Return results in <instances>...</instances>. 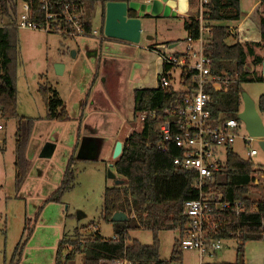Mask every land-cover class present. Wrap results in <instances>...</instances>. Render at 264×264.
I'll use <instances>...</instances> for the list:
<instances>
[{
    "label": "rangeland",
    "instance_id": "374dc122",
    "mask_svg": "<svg viewBox=\"0 0 264 264\" xmlns=\"http://www.w3.org/2000/svg\"><path fill=\"white\" fill-rule=\"evenodd\" d=\"M84 9L92 22L91 31L97 32L96 36L65 38L59 33L36 29H19L17 32L19 43L12 63L16 110L19 115L33 118L34 121L25 152L30 168L27 177L16 189L14 134L17 124L15 120L0 117V264L9 262L12 258L19 261L15 252L26 238L23 228L28 219L32 221L30 226L35 232H32V239L27 241L21 257L23 259L24 253H27L29 260L19 261L18 264H50V261L53 264L56 240L63 234L75 239V248L93 234L98 233L105 239L113 237L112 225L102 218V207L105 189L115 186L114 181L109 180L107 171L117 159L103 156L102 146L105 140L112 138L115 129L121 132L112 138L109 149L114 142L124 143V134L128 131L131 133L140 130V122L132 117L135 105L132 91L156 88L158 74L162 72L156 54L149 47L177 43L173 49H183V45H180L186 37L183 16L154 19L145 17L142 18V24H149V29L141 33L139 43L102 47L101 53L98 52L95 57L90 56L88 50L98 48L100 43L98 32L100 33L101 8L100 5H95L91 12L86 5ZM256 13L260 19H264L258 10ZM261 14L264 15V11ZM235 39L236 37H229L226 42L233 44ZM254 51L256 55H262L264 60L263 42L258 47L255 46ZM253 60L252 57L246 60L250 81L241 84V88L257 103L259 96L264 94V75L262 78H255L258 73L251 72ZM57 65L62 66L59 73ZM39 83H46L58 91L68 111V121L43 120L45 108L36 92ZM223 90H226L224 85ZM85 99L86 104L82 109ZM260 117L264 125V114ZM247 135L241 124L239 136ZM241 137L236 140L232 150L246 159V148ZM46 144L55 146L48 158L41 156ZM252 146L257 150V155L250 160L255 169L260 171L255 174L254 185H257V190L253 192L252 198L264 199V153L257 141ZM71 158L73 188L62 195L59 203H44L59 187ZM111 169L115 172L114 167ZM117 179L125 183L119 175ZM78 213L82 215L80 219H77ZM177 235L172 230L159 232L160 258L169 259L172 243ZM133 240L151 245L153 239L150 231L141 229L129 233L127 243ZM236 245L233 239L223 241L221 250L215 255L203 256L201 262L196 250L183 251L182 264L232 263L236 257ZM66 253L67 251L64 255ZM81 263L83 264V255L78 252L70 264Z\"/></svg>",
    "mask_w": 264,
    "mask_h": 264
},
{
    "label": "trees",
    "instance_id": "16d2710c",
    "mask_svg": "<svg viewBox=\"0 0 264 264\" xmlns=\"http://www.w3.org/2000/svg\"><path fill=\"white\" fill-rule=\"evenodd\" d=\"M29 4L32 20L44 23L45 11L43 1H46L50 12H60L65 3H74L89 11L94 10L95 4L101 5L102 26L104 24L105 4L108 1L120 0H22ZM131 1V0H125ZM264 3V0H261ZM14 0H0L2 11L8 10L15 15ZM10 4L11 8L7 9ZM9 6V5H8ZM196 14L184 23L187 36L197 39L199 36V20ZM239 0H209L205 7L204 24L210 28V33L204 47V53L211 60L212 72L220 77L228 76L231 81L227 89L217 91L209 88L210 101L207 106L212 119L236 118L240 112L242 101L241 84L250 81L246 70V60L252 57L253 64H260L263 58L256 55L252 45L235 42L228 44V28L212 25V22L239 20L243 17ZM135 13L130 12L129 17ZM9 17V14H8ZM59 22L54 23L55 25ZM85 33H91V25L84 21ZM19 29L8 25L0 29V117L4 120H15L14 134V170L15 188H19L30 168V162L25 157L28 138L33 126V118L24 117L17 113L16 88L12 63L18 47L17 32ZM261 42L264 43V19L259 24ZM104 36V35H103ZM255 74V73H254ZM256 79L262 76L255 77ZM37 92L44 104L45 119L65 122L69 120L65 104L58 93L48 84L39 83ZM176 93L173 89L157 88L135 89L133 91L134 113L133 119L145 111H154L143 122L138 132L133 131L123 143L121 155L114 162L113 167L117 175L125 180L121 186L107 187L103 194L102 218L112 225L115 239H103L98 233L91 235L75 248V239L63 235L58 242L55 264H65L72 260L76 253L84 255L83 264H109L114 260L125 259L128 264H182L183 250L180 239L184 235L187 218L183 214L185 202L198 198L196 187L197 174L193 171L176 167L174 160L181 156V152L171 143L163 144V137L159 131L164 116L162 110L169 107ZM260 115L264 114V94L259 96L256 103ZM68 165L64 171L61 183L46 202L59 203L62 195L73 188V174ZM250 159H243L231 148L227 151L226 165L215 176L214 183L206 186L205 193L221 195V200L229 203L237 202L241 211L236 213L232 208L213 213L212 218L219 225L211 229L210 236L217 240H235L236 257L232 263H202V264H244V247L248 241L263 240L262 223L264 222V199L252 198L257 190L254 185L255 174L259 173ZM116 212H123L127 216L124 222H113L112 216ZM147 230L152 234V244L143 245L129 240V233L135 230ZM22 244L17 247L15 254L18 258L21 249L31 234V229ZM172 230L178 233L175 238L168 260H162L159 254V232ZM73 247V248H71ZM71 248L65 255L64 252ZM18 260L12 258L4 264H16Z\"/></svg>",
    "mask_w": 264,
    "mask_h": 264
},
{
    "label": "built area",
    "instance_id": "2783aa9c",
    "mask_svg": "<svg viewBox=\"0 0 264 264\" xmlns=\"http://www.w3.org/2000/svg\"><path fill=\"white\" fill-rule=\"evenodd\" d=\"M209 0H197L196 18L199 20V36L197 39L186 36L182 50H174L166 45H158L149 49L156 54L162 72L158 74V86L163 90L173 89L176 93L173 103L162 110L164 119L159 126L163 144L173 143L181 152L174 160L177 168L193 171L197 174L196 187L198 198L185 202L183 214L187 218L184 235L180 239L183 251L196 250L200 262L203 256H212L222 248L223 240H214L210 236L211 229H216L219 223L212 218L213 213L232 208L239 213V203L221 200V195L205 193L206 186L214 183L215 176L226 165L229 148L239 136L242 124L236 118L212 119L207 108L210 97L209 88L217 91L227 89L231 79L228 76L215 75L211 69V60L204 53L210 28L204 24L205 7ZM45 11L44 23L32 20L30 6L13 15L2 11L0 6V29L13 25L17 29L43 30L47 33H59L63 37L87 35L84 28L83 8L74 3H65L60 12H50L46 1H43ZM9 14V17H8ZM7 19V20H6ZM6 20V22H5ZM59 22L58 24H54ZM89 35H97L91 31ZM156 87V88H157ZM154 111H145L137 116L143 127V122ZM243 125V124H242ZM246 148V159L257 155L252 143L258 138L249 135L241 137ZM264 238V222L262 223ZM115 239V238H114ZM109 264H128L125 259L114 260ZM202 264V263H201Z\"/></svg>",
    "mask_w": 264,
    "mask_h": 264
},
{
    "label": "water",
    "instance_id": "95a60500",
    "mask_svg": "<svg viewBox=\"0 0 264 264\" xmlns=\"http://www.w3.org/2000/svg\"><path fill=\"white\" fill-rule=\"evenodd\" d=\"M189 11V0H147L141 2L131 1H108L105 4L103 35L112 40L137 44L141 38L142 18H159L177 15H186ZM130 12H135L136 16L129 17ZM175 44L169 45L173 48ZM62 66L57 65V72ZM262 75H264V61L262 62ZM242 108L237 115V119L242 122L245 131L252 138H258V147L264 153V125L257 110L256 103L247 95L241 93ZM54 145L46 144L42 150V157L52 155ZM123 149V143L117 141L114 145L112 158L117 159ZM113 164L107 171L108 178L114 181L115 186L124 184L123 180L116 177V172L112 171ZM81 213L77 214V219L81 218ZM113 222H124L127 216L123 212H116L112 216Z\"/></svg>",
    "mask_w": 264,
    "mask_h": 264
},
{
    "label": "crops",
    "instance_id": "0c3cea01",
    "mask_svg": "<svg viewBox=\"0 0 264 264\" xmlns=\"http://www.w3.org/2000/svg\"><path fill=\"white\" fill-rule=\"evenodd\" d=\"M120 1H125V0H120ZM138 1H141V2H145L147 0H138ZM9 5V6H8ZM7 5V9L11 8V5L8 4ZM95 5H100V3L98 4H95ZM15 6V13L17 12H20L23 10V8H26L29 6V4L25 1H22V0H14L13 2V7ZM239 6H240V10L242 11V13L244 14L243 17L239 20H230V21H217V22H212V25H221V26H225L228 28V32H229V36L230 37H236V42L240 41V43H245V42H252V43H260L261 42V36H260V31H259V24H260V17L257 16V13L256 11L258 10L260 12V16H264L261 14L262 11H264V3H262L261 0H239ZM197 7H198V4H197V0H189V11H188V14L186 15H177L179 17H184V23L185 21H187L191 16H194V14H196V10H197ZM100 8H101V5H100ZM262 8V10L260 9ZM85 9L83 8V19L84 21H87L90 23L91 27H92V22H91V19L90 17L84 13ZM93 11V10H92ZM91 11V12H92ZM190 11H193L192 14H190ZM90 12V13H91ZM101 13L100 12V33L98 32V34L100 35V39H99V47L98 48H94V50H88V53L90 54V56H96V54L99 52L101 53V49L102 47H107V46H110V47H115L116 45H126L128 46L129 44L131 45L132 43H127V42H123V41H118V40H112V39H108L106 38L105 36H103L101 34V26H102V17H101ZM135 13V12H134ZM135 16H136V13H135ZM258 18H259V21H258ZM7 20V19H6ZM5 20V21H6ZM223 23V24H221ZM224 23H227V24H224ZM143 25V24H142ZM92 29V28H91ZM149 29V24H146L144 22V25L142 26V32H146L147 30ZM141 32V33H142ZM186 32V31H185ZM93 36H96V35H93ZM186 36H187V33H186ZM149 37V36H148ZM152 41V38L151 40ZM164 43L162 44H156V45H153L154 46H158V45H163ZM175 44V43H174ZM177 44V43H176ZM165 45V44H164ZM171 45V44H170ZM169 46V45H168ZM152 47V45L150 46ZM149 47V48H150ZM97 50V52H96ZM258 54V53H257ZM259 55V54H258ZM260 57L263 58L262 55H259ZM264 61V60H263ZM67 67V66H66ZM66 67L63 69V72L65 71ZM61 70V69H60ZM97 72V71H96ZM252 73H255L257 74V76H263L262 75V63L260 64H256V65H253V70H251ZM97 73H95V76H96ZM39 85V84H38ZM38 85H37V89H38ZM52 87V86H51ZM57 93L58 91L52 87ZM37 89H36V92H37ZM139 89H142V88H139ZM135 90V89H134ZM133 90V91H134ZM133 91H132V96H133ZM38 94V92H37ZM39 95V94H38ZM58 96L60 97L59 93H58ZM88 97V96H86ZM61 98V97H60ZM134 99V98H133ZM62 100V99H61ZM63 101V100H62ZM64 102V101H63ZM86 104V99L82 105V109L84 108ZM66 108V106H65ZM67 111V109H66ZM68 113V111H67ZM134 113V112H133ZM69 115V114H68ZM83 114H81L82 116ZM23 116V115H22ZM26 117V116H24ZM45 117V115H44ZM43 117V118H44ZM105 117V116H103ZM133 117V116H132ZM45 121H48V122H60V121H53V120H47V119H43ZM68 121V120H67ZM121 132L119 129H115L114 131V134L112 136V138H115L117 137L116 135ZM132 133V132H131ZM129 133V131L124 134V141L125 139L128 138V136L131 134ZM120 136V134H119ZM79 137V135H78ZM77 137V139H78ZM111 139L109 140H105L103 146H102V155L104 156H107L108 159H111L112 158V152H113V148H114V143H113V146L111 149H109V145L111 143V141H113ZM122 142V141H121ZM123 143V142H122ZM91 146V145H90ZM89 146V147H90ZM55 150V146H54V149ZM54 152V151H53ZM74 152V150H73ZM113 159V158H112ZM29 171V170H28ZM28 173V172H27ZM26 177H27V174H26ZM117 177V175H116ZM62 180V179H61ZM110 180V179H109ZM113 181V180H111ZM49 198V197H48ZM47 198V199H48ZM44 203H47L46 200ZM38 214L35 216V219L37 218ZM32 223V221L30 219L26 220L25 222V226L23 228V234H25L27 236V233L28 231L27 230H24L26 229V227L29 229H31V234L29 235L27 241L29 239H32V232H33V229L31 228L30 224ZM49 227H54L53 225H48ZM35 232V230H34ZM33 232V233H34ZM65 235V234H63ZM62 235V236H63ZM56 236L59 237L58 234H56ZM62 236L60 237V239H62ZM66 236V235H65ZM102 237V236H101ZM103 238V237H102ZM115 236L113 235L112 238L110 239H114ZM59 240H56V248H55V251H54V257H53V264H55V258H56V252H57V246H58V242L60 241ZM105 239V238H103ZM175 240V239H174ZM174 240H173V243H174ZM27 241L25 242L24 246L22 247L21 249V253H20V256H19V261L21 263V261H26V260H29L28 258V254L27 253H24L25 256L24 258L22 259L23 257V252L26 248V243ZM173 243H172V246H173ZM22 244V243H21ZM19 244V245H21ZM19 245L17 247H19ZM71 248H68L66 251H70ZM172 250V248H171ZM189 251V250H188ZM187 250L184 251V252H188ZM80 253V252H79ZM82 254V253H81ZM171 254V253H170ZM83 255V254H82ZM22 256V257H21ZM75 257V256H74ZM22 259V260H21ZM162 259V258H161ZM74 260V258L68 262H66L65 264H70L72 263ZM162 260H167V259H162ZM19 261L16 263L18 264ZM83 261H84V255H83ZM37 264H40V263H37ZM42 264H44L42 262ZM50 264L51 261H50ZM82 264V263H81ZM244 264H264V239L263 240H259V241H248L246 242L245 244V247H244Z\"/></svg>",
    "mask_w": 264,
    "mask_h": 264
}]
</instances>
